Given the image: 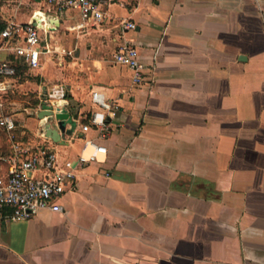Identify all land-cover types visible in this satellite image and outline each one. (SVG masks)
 I'll list each match as a JSON object with an SVG mask.
<instances>
[{"label": "crops", "instance_id": "obj_1", "mask_svg": "<svg viewBox=\"0 0 264 264\" xmlns=\"http://www.w3.org/2000/svg\"><path fill=\"white\" fill-rule=\"evenodd\" d=\"M108 15L86 24L46 0L2 2L5 28L38 22L49 37L37 69L0 50L36 78L10 81L17 129L2 127L0 175L16 143L49 145L64 171L88 140L107 154L73 166L62 212L0 216V264H264V0H109ZM127 40L145 65L140 85L115 61ZM94 93L110 106L98 111L104 132L91 123ZM57 103L72 112L66 145L36 116Z\"/></svg>", "mask_w": 264, "mask_h": 264}, {"label": "built area", "instance_id": "obj_2", "mask_svg": "<svg viewBox=\"0 0 264 264\" xmlns=\"http://www.w3.org/2000/svg\"><path fill=\"white\" fill-rule=\"evenodd\" d=\"M2 2L3 0H0V10ZM46 2L58 13L79 12L86 24H102L109 17V0H46ZM47 16L44 18L45 22ZM123 28L126 31H134L137 26L134 22L125 20ZM48 37L49 32L38 22L23 25L11 21L0 31V50L13 52L23 59L28 68L37 69L41 66V44L43 41L46 42ZM115 61L134 71V84L140 85L145 81L143 73L145 65L140 62L138 50L132 40H127L118 48ZM16 77L17 66L13 61L0 62V125L10 135L17 129V125L10 114L3 112L4 98L10 90V81ZM93 102L98 109L94 111L91 123L104 132L107 130L104 114L98 111L108 109L110 106L99 93L93 94ZM88 129L89 126L84 127L85 132ZM42 134L45 136L43 130ZM14 152V156L9 160L8 174L0 175V216L9 211L10 214L5 217L11 222L28 221L44 211L62 212L61 201L73 186L75 178L73 166L98 162L100 155L107 154V148L93 141H86L84 152L77 160L68 163V171L59 168L57 154L49 145L39 146L32 151L16 143Z\"/></svg>", "mask_w": 264, "mask_h": 264}, {"label": "water", "instance_id": "obj_3", "mask_svg": "<svg viewBox=\"0 0 264 264\" xmlns=\"http://www.w3.org/2000/svg\"><path fill=\"white\" fill-rule=\"evenodd\" d=\"M47 18L49 23L59 24V20L54 16L48 15ZM71 115V111L66 107L60 108L58 103L36 113L37 118L41 121V128L45 137L62 145H66L67 125L70 123Z\"/></svg>", "mask_w": 264, "mask_h": 264}, {"label": "rangeland", "instance_id": "obj_4", "mask_svg": "<svg viewBox=\"0 0 264 264\" xmlns=\"http://www.w3.org/2000/svg\"><path fill=\"white\" fill-rule=\"evenodd\" d=\"M5 2H7L8 0H4ZM0 58H1V54H0ZM20 76H21V78H25V79H29V80H31V81H36L35 79V77H34V75H31L30 73H29V75L28 76H25L24 75V72H21V74H20ZM29 76H31V77H29ZM26 92V91H25ZM30 92V91H29ZM30 95H31V93H29ZM22 97L23 98H25L23 95H21V94H16L15 96H14V98H12V97H7L6 99H8V100H12V99H15V100H18V101H21L22 100ZM29 99H27L26 101H29V102H32V98L31 97H28ZM24 101H25V99H23ZM25 106H27L26 104H25ZM3 112H5V113H8V112H11V106H8V105H6V106H4V108H3ZM6 139H7V134H6V132L3 130V128H2V126L0 125V144H3V143H5L6 142Z\"/></svg>", "mask_w": 264, "mask_h": 264}, {"label": "trees", "instance_id": "obj_5", "mask_svg": "<svg viewBox=\"0 0 264 264\" xmlns=\"http://www.w3.org/2000/svg\"><path fill=\"white\" fill-rule=\"evenodd\" d=\"M4 29H5V25L3 23H0V31H2ZM21 70H22L21 67L17 68V76L20 75Z\"/></svg>", "mask_w": 264, "mask_h": 264}]
</instances>
